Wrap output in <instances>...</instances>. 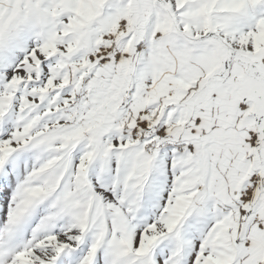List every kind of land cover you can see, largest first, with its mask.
I'll list each match as a JSON object with an SVG mask.
<instances>
[{"label":"snow or ice","instance_id":"snow-or-ice-1","mask_svg":"<svg viewBox=\"0 0 264 264\" xmlns=\"http://www.w3.org/2000/svg\"><path fill=\"white\" fill-rule=\"evenodd\" d=\"M0 264H264V0H0Z\"/></svg>","mask_w":264,"mask_h":264}]
</instances>
